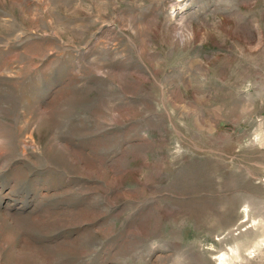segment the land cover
Returning <instances> with one entry per match:
<instances>
[{
	"label": "rangeland",
	"instance_id": "374dc122",
	"mask_svg": "<svg viewBox=\"0 0 264 264\" xmlns=\"http://www.w3.org/2000/svg\"><path fill=\"white\" fill-rule=\"evenodd\" d=\"M0 264H264V0H0Z\"/></svg>",
	"mask_w": 264,
	"mask_h": 264
}]
</instances>
